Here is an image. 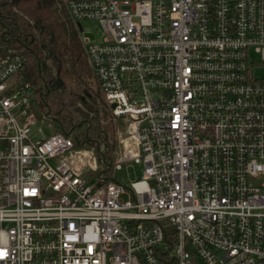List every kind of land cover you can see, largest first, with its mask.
I'll list each match as a JSON object with an SVG mask.
<instances>
[{"label": "built area", "instance_id": "2783aa9c", "mask_svg": "<svg viewBox=\"0 0 264 264\" xmlns=\"http://www.w3.org/2000/svg\"><path fill=\"white\" fill-rule=\"evenodd\" d=\"M65 4L101 26L82 42L135 141L116 166L143 174L86 175L93 151L37 126L0 44V264H264V0Z\"/></svg>", "mask_w": 264, "mask_h": 264}, {"label": "trees", "instance_id": "16d2710c", "mask_svg": "<svg viewBox=\"0 0 264 264\" xmlns=\"http://www.w3.org/2000/svg\"><path fill=\"white\" fill-rule=\"evenodd\" d=\"M81 28L82 21L71 18L65 0H0V44L26 57L22 79L38 119L49 122L51 133L93 149L100 168L103 163L113 167L118 128L124 131L126 125L110 117ZM113 170L106 176L112 178Z\"/></svg>", "mask_w": 264, "mask_h": 264}, {"label": "rangeland", "instance_id": "374dc122", "mask_svg": "<svg viewBox=\"0 0 264 264\" xmlns=\"http://www.w3.org/2000/svg\"><path fill=\"white\" fill-rule=\"evenodd\" d=\"M81 21H82V27L84 28V35L86 37H89L90 40L93 41V42H95V43H98V42L102 41L103 34L101 32V26L99 25V23L97 21H94L92 19H83V18L81 19ZM94 73H95V71H94ZM254 75L257 78L264 79V64L257 65L255 67ZM109 113H110V117L115 122L118 121V120H121L118 117L112 116V114H111L110 111H109ZM41 121L38 122L37 126L43 127V129L47 133H49V127H48V123L49 122L47 120H44L42 122ZM122 122L124 124V128H125V125H126V128L124 129V131L121 130L122 132H124L122 134V137H124L125 142L122 145V147L119 144V148L116 149V152L118 154L124 150V145L129 146V147H132V149L134 150L133 145L135 144V141H133L132 138H129V136L126 135L127 134L128 123H126L124 121H122ZM119 129H122V128L119 127L118 130ZM72 142L74 143L73 140H72ZM74 145H75V143H74ZM75 147H76V145H75ZM117 147H118V145H117ZM76 148L79 149V148H82V147H78L77 146ZM86 149H88V150L87 151H83V152H88L89 155H91L92 154V151H93V157L99 163V169H98V170H100L99 173L101 171H104V170L108 171V167L106 168L104 163H103V165L101 164V168H100V160H99L98 156L95 154L94 150L91 149V148H86ZM89 151H91V153ZM101 160L103 161V159H101ZM113 164H114L115 168H113L114 170H113V176H112V178L107 177L106 174H105L106 172L104 173L105 180H107V181L115 178V179H117V180H119V181H121V182H123V183H125L127 185H131L132 182H134V181H136V180H138V179H140L142 177L143 167L141 166V164L135 163L133 161L128 162V163H120L119 164L120 167H117L115 162ZM97 172H98L97 170L92 169V168L91 169L90 168H86L85 169V174L86 175H90V174L92 175V173H97ZM99 173H97V175H99ZM107 181H103V184H105V182H107ZM96 182H97V179L96 180H93L91 183H96ZM125 197H127V196H125Z\"/></svg>", "mask_w": 264, "mask_h": 264}, {"label": "crops", "instance_id": "0c3cea01", "mask_svg": "<svg viewBox=\"0 0 264 264\" xmlns=\"http://www.w3.org/2000/svg\"><path fill=\"white\" fill-rule=\"evenodd\" d=\"M46 133H47V132H46ZM49 133H51L50 130H49ZM115 156L117 157V152H115ZM116 157H115V161H116ZM115 163H116V162H115ZM111 168H115V166H113V167L111 166Z\"/></svg>", "mask_w": 264, "mask_h": 264}, {"label": "water", "instance_id": "95a60500", "mask_svg": "<svg viewBox=\"0 0 264 264\" xmlns=\"http://www.w3.org/2000/svg\"><path fill=\"white\" fill-rule=\"evenodd\" d=\"M81 30H82V28H81ZM114 106V105H113ZM110 168H111V165L110 164H108V171L110 170Z\"/></svg>", "mask_w": 264, "mask_h": 264}, {"label": "bare ground", "instance_id": "6f19581e", "mask_svg": "<svg viewBox=\"0 0 264 264\" xmlns=\"http://www.w3.org/2000/svg\"><path fill=\"white\" fill-rule=\"evenodd\" d=\"M89 61V60H88ZM92 68V67H91ZM95 74V73H94ZM95 77H97V75H95ZM98 80V79H97ZM70 138V137H69ZM77 147V146H76ZM106 174V173H105Z\"/></svg>", "mask_w": 264, "mask_h": 264}]
</instances>
